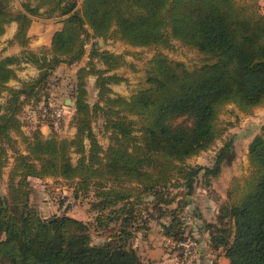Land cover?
Instances as JSON below:
<instances>
[{"label": "trees", "instance_id": "obj_1", "mask_svg": "<svg viewBox=\"0 0 264 264\" xmlns=\"http://www.w3.org/2000/svg\"><path fill=\"white\" fill-rule=\"evenodd\" d=\"M10 3L0 0V36L15 22L8 44L22 50L0 58V97L6 93L0 104V180L9 169L8 191L0 194V264H147L132 240L152 220L161 221L163 235L177 243L199 242L195 230L207 232L209 250H221L228 264H264V128L249 143L248 170L229 182L216 221L196 213L202 223L189 229L184 214L199 180L211 186L235 159L229 139L212 165L187 163L225 135L224 110L234 105L250 116L264 107L259 0H23L16 10ZM35 17H60L62 24L51 46L38 51L29 48ZM101 38L154 51L145 63V86L129 96L115 92L113 85L127 79L118 70L135 66L127 53L95 42L70 92L75 134L59 138L40 128L26 133L25 106L38 107L55 69L80 62L86 42ZM176 41L198 50L205 62L190 69L171 59L163 50ZM22 63L35 66L38 75L10 86ZM38 115L53 120L48 104ZM97 123L108 134L107 147ZM30 178L63 180L75 197L92 194L95 221L43 217L30 203ZM94 230L104 240L96 242Z\"/></svg>", "mask_w": 264, "mask_h": 264}, {"label": "rangeland", "instance_id": "obj_2", "mask_svg": "<svg viewBox=\"0 0 264 264\" xmlns=\"http://www.w3.org/2000/svg\"><path fill=\"white\" fill-rule=\"evenodd\" d=\"M22 1L11 0V7L15 10L21 8ZM81 1L79 0V3ZM60 19V17L50 19L35 17L29 29V35L31 36L29 48L36 51L43 47L49 48L54 32L62 26ZM16 28L17 24L13 22L7 26L5 33L0 36V58L21 52L22 47L18 44H8L9 40L13 38ZM95 42H98V45L102 48L116 53H127V60L135 66H124L118 70L127 79L113 85L115 92L129 96L132 92L145 86V63L151 58L154 51L132 47L113 39H89L86 42L87 53L84 58L72 66L63 64L55 69L48 79L47 89L44 92L48 96L44 98L42 105L65 104L68 106L67 114L56 124L54 120H48L47 116L40 119L38 110L42 105H38L37 107L27 104L21 115L24 124L23 129L26 133H31L33 130L37 128L41 129L43 125H46L49 129H45V135L56 134L59 138H64L72 137L75 134L76 129L71 125L74 102L70 97V92L75 82L76 71L80 66L88 62L89 52ZM163 51L171 59L184 63L190 69L200 66L205 62L204 55L198 50L183 46L178 41L175 42L174 48ZM136 53H138V56H135ZM38 72V69L32 64L22 63L18 69V78L11 80L9 85L19 87L23 80L35 78ZM94 83L95 77L90 76L88 78V98L91 103H94L97 98ZM5 98L6 93L0 97V104L5 101ZM68 99L71 100V103L66 101ZM221 120L228 128L222 139L217 140L214 145L202 151L199 155L189 158L187 163L192 165H212L218 149L229 139H233L236 152L235 159L231 165L223 167L220 177L213 180L211 186L206 187L199 180L196 190L188 198L191 204L184 211V214H188L186 221L189 229L196 226V224L202 223L201 220H197L196 213L206 221H216L219 205L226 198L229 182L234 176H241L247 172L249 167L247 158L248 146L257 134L263 132L264 108L256 110L253 115L246 116L239 113L234 105H230L222 113ZM95 131L100 143L104 147H107L109 145V138L108 134L102 131L101 123L95 124ZM8 173L9 169L6 171L4 179L0 180V194H6L8 191ZM30 185V203L43 217L50 218L55 215L65 214L85 222L95 221L97 211L91 208L92 201L94 200L92 194L75 197L74 187L58 178H30ZM178 191L179 189H174V192ZM166 220L167 218L163 219V221ZM160 222L150 221L148 223L149 228L138 232L132 240L142 260L147 264H225L223 262V253H220L221 250H219L220 252L209 250L206 244H204L207 232L202 234L198 229L195 230V233L197 232L196 237L201 239L199 242L193 238L192 240L177 243L173 239L170 240L163 236ZM93 235L96 242L104 240L105 237L104 234L96 230L93 231ZM2 237L4 236L0 235V238Z\"/></svg>", "mask_w": 264, "mask_h": 264}, {"label": "built area", "instance_id": "obj_3", "mask_svg": "<svg viewBox=\"0 0 264 264\" xmlns=\"http://www.w3.org/2000/svg\"><path fill=\"white\" fill-rule=\"evenodd\" d=\"M50 108H51V117H53V120L56 124L59 123L68 112L67 110L68 107L65 104H55V105L50 106ZM49 112L50 110L48 108H44L45 115L49 114Z\"/></svg>", "mask_w": 264, "mask_h": 264}, {"label": "crops", "instance_id": "obj_4", "mask_svg": "<svg viewBox=\"0 0 264 264\" xmlns=\"http://www.w3.org/2000/svg\"><path fill=\"white\" fill-rule=\"evenodd\" d=\"M259 3H260V5H261V7H262V11L264 12V0H259ZM67 101V100H66ZM42 103L43 102H41L40 103V106L42 105ZM262 108H264V107H262ZM262 108H258L257 110H261ZM31 112H33V111H31ZM34 114H36L35 112H34ZM34 114H32V115H34ZM31 115V116H32ZM35 116V115H34ZM49 129L46 125H43V127L41 128V130L43 131V133H45L46 134V132H45V129ZM198 231H201L202 232V234H204V233H206L205 231H203V230H199L198 229ZM164 236V235H163ZM195 236H197V232L195 233ZM166 237V236H165ZM167 238V237H166ZM168 239H170V238H168ZM199 240H201L200 238H198ZM171 240V239H170ZM204 244H206V247L209 249V247H208V245H207V240H208V234H207V236H206V238H204ZM218 252H220V251H218ZM220 253H223V252H220ZM224 257V256H223ZM225 264H228V259L226 258V257H224V261H223Z\"/></svg>", "mask_w": 264, "mask_h": 264}, {"label": "water", "instance_id": "obj_5", "mask_svg": "<svg viewBox=\"0 0 264 264\" xmlns=\"http://www.w3.org/2000/svg\"><path fill=\"white\" fill-rule=\"evenodd\" d=\"M67 102H68V103H71V100H70V99H68V100H67Z\"/></svg>", "mask_w": 264, "mask_h": 264}]
</instances>
